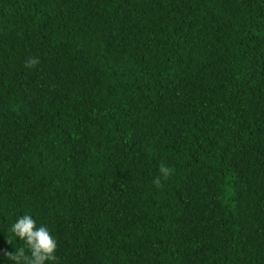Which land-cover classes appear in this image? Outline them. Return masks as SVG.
<instances>
[{"label": "trees", "instance_id": "trees-1", "mask_svg": "<svg viewBox=\"0 0 264 264\" xmlns=\"http://www.w3.org/2000/svg\"><path fill=\"white\" fill-rule=\"evenodd\" d=\"M25 214L46 264H264V0H0V264Z\"/></svg>", "mask_w": 264, "mask_h": 264}, {"label": "clouds", "instance_id": "clouds-1", "mask_svg": "<svg viewBox=\"0 0 264 264\" xmlns=\"http://www.w3.org/2000/svg\"><path fill=\"white\" fill-rule=\"evenodd\" d=\"M40 63L39 58L30 57L25 62V68L32 69ZM173 169L161 164L159 176L153 183L161 187V178L167 180L172 174ZM12 234L20 241L24 242V247L15 249L14 252L5 253V257L14 264H46L57 260V241L50 234L46 226L37 227L35 220L28 214L19 217L11 227ZM11 244V240H8ZM27 249V251H26Z\"/></svg>", "mask_w": 264, "mask_h": 264}]
</instances>
